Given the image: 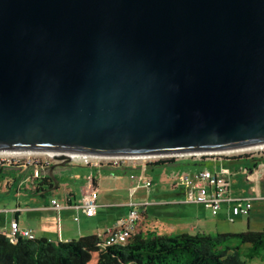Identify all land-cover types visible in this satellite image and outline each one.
<instances>
[{
    "label": "water",
    "instance_id": "1",
    "mask_svg": "<svg viewBox=\"0 0 264 264\" xmlns=\"http://www.w3.org/2000/svg\"><path fill=\"white\" fill-rule=\"evenodd\" d=\"M264 144V0H0V151Z\"/></svg>",
    "mask_w": 264,
    "mask_h": 264
},
{
    "label": "crops",
    "instance_id": "2",
    "mask_svg": "<svg viewBox=\"0 0 264 264\" xmlns=\"http://www.w3.org/2000/svg\"><path fill=\"white\" fill-rule=\"evenodd\" d=\"M213 161L217 164L212 169L222 166L231 169L232 196L253 197L249 214L235 215L233 201L224 202L217 215L204 204L186 201L187 190L177 184L174 168L77 161L62 165L55 161L41 167L0 165V231L7 232L12 221L17 220L22 228L31 230L38 238L68 241L92 234L101 236L134 207L140 212L135 233L148 230L160 234L264 231V217L261 218L256 208L258 200L264 202V158ZM38 167L39 177L35 175ZM146 180H151L150 186ZM91 188L98 190L99 207L96 215L89 217L80 204ZM54 199L62 203L63 208H55ZM256 264L264 262L260 260Z\"/></svg>",
    "mask_w": 264,
    "mask_h": 264
},
{
    "label": "trees",
    "instance_id": "3",
    "mask_svg": "<svg viewBox=\"0 0 264 264\" xmlns=\"http://www.w3.org/2000/svg\"><path fill=\"white\" fill-rule=\"evenodd\" d=\"M174 162L161 159L148 165ZM264 262V231L134 233L127 242L103 245L98 235L68 241L0 231V264H252Z\"/></svg>",
    "mask_w": 264,
    "mask_h": 264
},
{
    "label": "built area",
    "instance_id": "4",
    "mask_svg": "<svg viewBox=\"0 0 264 264\" xmlns=\"http://www.w3.org/2000/svg\"><path fill=\"white\" fill-rule=\"evenodd\" d=\"M256 150L260 149H236L223 152H215L208 154H195L186 156H213L210 159H223V158H257L264 155V152L255 153ZM247 152V153H246ZM51 154L47 152H26L18 153L14 152H3L0 151V165H37L44 166L51 163L50 159H42L39 155ZM82 158H71V161H84L86 164L94 163L96 165H101L104 163H111L112 165H135L138 159H147L140 156H93ZM53 157V156H52ZM144 166L147 164L144 163ZM41 170L38 167L36 169L35 175L39 177ZM232 171L228 167H220L218 169H212L210 167L198 168L196 170H183L179 169L175 173V179L177 184L184 186L187 190L186 201L197 202L204 204L208 207L212 214L217 215L223 208L224 202L233 201V213L235 215H247L250 213L253 207V197L250 196H232L230 193V175ZM148 186L151 185V180H146ZM99 193L96 188H91L84 200L80 204L83 212L91 217L96 215L99 202ZM53 205L57 209L63 208V204L58 200H53ZM140 218L139 210L134 207L130 210L129 214L122 219H119L115 224L107 229L100 237L102 239L103 245H112L116 243H125L128 241L129 237L133 235L136 231L137 221ZM78 219V217H76ZM5 234L11 239L16 240L18 234L35 237L31 230L22 228L17 220L12 221L11 228Z\"/></svg>",
    "mask_w": 264,
    "mask_h": 264
},
{
    "label": "rangeland",
    "instance_id": "5",
    "mask_svg": "<svg viewBox=\"0 0 264 264\" xmlns=\"http://www.w3.org/2000/svg\"><path fill=\"white\" fill-rule=\"evenodd\" d=\"M260 152H264V148L263 149H260V150H256L255 153H260ZM26 153V152H25ZM247 153V152H246ZM39 157H41L42 159H50L51 162H63V160H58V159H55L54 157L48 155V154H42V155H39ZM213 156H205V155H202V156H156V157H150V158H147L146 160L145 159H138L135 163V165H141V164H144L146 163L148 165V163H156L158 162L159 160L161 159H172L173 158V161L174 162H171V163H167V164H162L160 165L161 168H164V167H168V168H174V169H195V168H203V167H214V164H217V163H214V161H211L210 158H212ZM259 158V157H257ZM70 162H73V161H70ZM79 162H82V163H85L84 161H79ZM69 162H67L66 164H68ZM104 164H109V165H112L111 163H104ZM259 203L257 204L258 206L256 208H258L260 210V214L261 215V218L264 217V212H262L264 210V202H260L261 200H258ZM262 212V213H261ZM254 261V264H256L257 262H260V259L256 258L253 260Z\"/></svg>",
    "mask_w": 264,
    "mask_h": 264
},
{
    "label": "bare ground",
    "instance_id": "6",
    "mask_svg": "<svg viewBox=\"0 0 264 264\" xmlns=\"http://www.w3.org/2000/svg\"><path fill=\"white\" fill-rule=\"evenodd\" d=\"M264 148V144L261 145H255V146H250L247 148H243L245 149H263ZM20 153V152H18ZM21 153H25V152H21ZM50 154V153H49ZM58 155H64V156H70L71 158H82V157H89L88 155H83V154H75V153H57ZM147 158V157H144Z\"/></svg>",
    "mask_w": 264,
    "mask_h": 264
},
{
    "label": "flooded vegetation",
    "instance_id": "7",
    "mask_svg": "<svg viewBox=\"0 0 264 264\" xmlns=\"http://www.w3.org/2000/svg\"><path fill=\"white\" fill-rule=\"evenodd\" d=\"M259 158H264V155H262V156H259ZM211 161H213V159H211Z\"/></svg>",
    "mask_w": 264,
    "mask_h": 264
}]
</instances>
